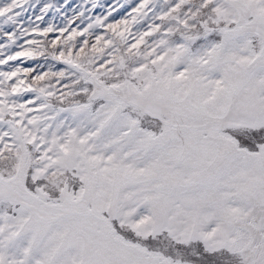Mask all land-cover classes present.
I'll list each match as a JSON object with an SVG mask.
<instances>
[{"label":"snow or ice","instance_id":"obj_1","mask_svg":"<svg viewBox=\"0 0 264 264\" xmlns=\"http://www.w3.org/2000/svg\"><path fill=\"white\" fill-rule=\"evenodd\" d=\"M0 264H264V0H0Z\"/></svg>","mask_w":264,"mask_h":264}]
</instances>
